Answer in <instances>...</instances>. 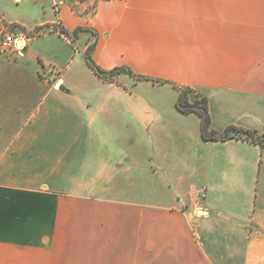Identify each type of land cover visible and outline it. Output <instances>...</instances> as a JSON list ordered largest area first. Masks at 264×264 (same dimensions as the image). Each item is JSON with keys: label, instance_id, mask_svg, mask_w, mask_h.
Instances as JSON below:
<instances>
[{"label": "crops", "instance_id": "1", "mask_svg": "<svg viewBox=\"0 0 264 264\" xmlns=\"http://www.w3.org/2000/svg\"><path fill=\"white\" fill-rule=\"evenodd\" d=\"M56 2L0 0V264H264V0Z\"/></svg>", "mask_w": 264, "mask_h": 264}, {"label": "trees", "instance_id": "2", "mask_svg": "<svg viewBox=\"0 0 264 264\" xmlns=\"http://www.w3.org/2000/svg\"><path fill=\"white\" fill-rule=\"evenodd\" d=\"M99 1V0H98ZM93 5V10L95 9V6L97 4V2ZM63 33V30L61 31ZM87 62L89 64V66L91 67V69L99 76L103 77V78H108L111 77V74L116 73L117 71H119V69H113L111 71H105L102 70L91 58L90 54H87ZM189 88H181L180 93L178 95L177 101H176V107L179 111L181 112H190V111H195L198 113L200 119H201V137L204 140H215V139H221V140H225V139H230V138H242V137H246V138H253V134L254 132L250 131V130H246V129H242V128H238L236 126H228L227 129L223 132V133H216L212 130L209 129V116L207 113V100L205 97H201L200 98V102L197 105L196 102L194 101L193 103H188L187 100V90ZM232 132V134H230ZM258 143L262 146L261 143V138L256 137Z\"/></svg>", "mask_w": 264, "mask_h": 264}, {"label": "rangeland", "instance_id": "3", "mask_svg": "<svg viewBox=\"0 0 264 264\" xmlns=\"http://www.w3.org/2000/svg\"><path fill=\"white\" fill-rule=\"evenodd\" d=\"M63 1L64 0H57L56 12L58 10V5L63 3ZM96 1H98V0H67L71 9L75 10L76 12H83V13H92V10L94 8L93 5L96 3ZM60 31H62L61 28H60ZM186 96H187L188 103H193L194 101H197L196 102L197 105L200 102V98L205 97V96H202L200 93H198L192 89L187 90ZM256 137L260 138V136H258L254 133L253 134L254 139L246 138V137H242V138H246L248 140L258 142ZM157 180H158V178H153V177L152 178L137 177V178H135V186H134L133 190L130 187L129 192L120 191V192L114 193V195H115V197L116 196L117 197H123L125 195L130 194V196L135 197V200H137V201H140L141 199H143L145 197H153L152 193H153V191H157V187H158ZM57 185H58L57 186L58 188L68 189V186L65 183L57 184ZM204 193H205V190L203 187H201L199 189V196H201V197L205 196Z\"/></svg>", "mask_w": 264, "mask_h": 264}, {"label": "built area", "instance_id": "4", "mask_svg": "<svg viewBox=\"0 0 264 264\" xmlns=\"http://www.w3.org/2000/svg\"><path fill=\"white\" fill-rule=\"evenodd\" d=\"M14 46H16L15 35L11 31H6L0 40L1 50L2 51L11 50L14 48Z\"/></svg>", "mask_w": 264, "mask_h": 264}]
</instances>
